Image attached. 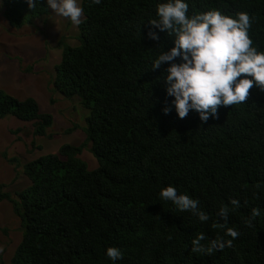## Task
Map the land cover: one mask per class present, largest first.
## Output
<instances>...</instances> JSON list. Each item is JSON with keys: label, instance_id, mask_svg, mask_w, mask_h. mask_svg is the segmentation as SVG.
Masks as SVG:
<instances>
[{"label": "trees", "instance_id": "1", "mask_svg": "<svg viewBox=\"0 0 264 264\" xmlns=\"http://www.w3.org/2000/svg\"><path fill=\"white\" fill-rule=\"evenodd\" d=\"M164 2L81 0L80 44H61L52 84L89 110L86 141L24 164L29 185L14 197L0 185V202L10 203L23 230L9 264H264V91L254 86L244 104L220 107L218 119L202 123L194 110L179 119L163 82L169 65L151 69L161 50L174 46V36L148 24ZM185 2L189 17L247 12L249 35L264 51V0ZM0 4L15 30L49 14L46 0L32 10L25 0ZM149 31L159 39H150ZM9 116L32 123L36 137L53 124L35 99L0 90V120ZM88 144L98 164L91 171L79 158ZM1 155L18 166L17 158ZM168 186L198 200L209 219L201 222L163 200L159 194ZM232 199L240 207L225 221L218 213L231 209ZM253 208L261 210L258 217L251 218ZM227 227L240 233L232 247L210 255L191 251L200 233L205 247L230 239ZM109 247L118 248L122 259L110 260Z\"/></svg>", "mask_w": 264, "mask_h": 264}, {"label": "clouds", "instance_id": "2", "mask_svg": "<svg viewBox=\"0 0 264 264\" xmlns=\"http://www.w3.org/2000/svg\"><path fill=\"white\" fill-rule=\"evenodd\" d=\"M30 10L37 7L41 0H25ZM48 8L58 16L79 25L83 16V8L78 0H46ZM99 5L101 0H91ZM188 4L185 0H166L156 9L158 19L148 22L160 32L174 36V46L168 51H162L152 61L151 69L158 70L168 64L165 70L164 84L166 95L173 97L172 104L177 117L184 119L190 110L198 113L202 123L209 118L218 119V109L238 104H244L254 86L264 91V51H259L249 35L252 18L247 12L237 13L235 18L224 15L219 10H209L204 13L188 15ZM152 40H158L156 33L149 31ZM179 58L182 62L175 63ZM244 77V78H241ZM250 77V79H249ZM171 109L164 107L167 115ZM160 197L171 201L179 211L190 212L199 221L206 222L209 216L199 207V201L188 195L178 194L176 188L165 187ZM231 209L221 207L218 215L227 220L230 210L240 207L236 199L230 201ZM259 208H253L251 218L260 215ZM252 227L251 219L246 220ZM225 227L224 225H219ZM223 238L211 240L207 247L202 244L206 236L200 233L191 241V251L197 254H211L213 251L232 247L233 240L240 233L227 227ZM0 252L3 248L0 247ZM107 257L116 261L122 259L121 251L116 247L106 250Z\"/></svg>", "mask_w": 264, "mask_h": 264}, {"label": "rangeland", "instance_id": "3", "mask_svg": "<svg viewBox=\"0 0 264 264\" xmlns=\"http://www.w3.org/2000/svg\"><path fill=\"white\" fill-rule=\"evenodd\" d=\"M78 4L81 6V0ZM79 37L77 25L50 9L47 17L15 30L3 18L0 4V90L21 100L35 99L40 110L53 118L43 137L33 136L32 123L11 116L0 120V185H5L2 190L12 197L29 185L23 174L24 164L46 154H57L64 144L79 146L86 141L84 128L89 110L77 98L65 99L55 92L52 84L54 68L62 57L61 44L78 46ZM89 148L90 144L79 158L91 171L98 164ZM1 153L9 159L17 158L18 166L9 163ZM22 235L20 221L10 203L0 202V247L3 248L0 264H9Z\"/></svg>", "mask_w": 264, "mask_h": 264}]
</instances>
